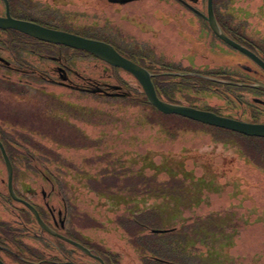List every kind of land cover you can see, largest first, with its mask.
I'll use <instances>...</instances> for the list:
<instances>
[{
    "label": "rangeland",
    "instance_id": "rangeland-1",
    "mask_svg": "<svg viewBox=\"0 0 264 264\" xmlns=\"http://www.w3.org/2000/svg\"><path fill=\"white\" fill-rule=\"evenodd\" d=\"M11 1L23 10L36 9L57 17L67 16L78 31L91 29L89 34L92 35H96L93 32L97 30L108 36L119 34V39L141 45L148 53L147 61L154 62V68L161 63H175L179 67L190 68L189 71L199 70L206 74L204 56L193 52L195 49L190 46L189 37L197 45L199 53H206L207 46L221 49L218 41L207 34L201 19L172 0H143L124 9L106 6L100 10L85 7L77 0ZM215 3L220 20L253 17L251 20L258 23L264 17V0H216ZM196 9L206 15L207 0H199ZM163 20L175 21L167 25ZM188 20H195V29H189ZM146 24L152 27L149 33L140 29L141 25ZM169 84H179L172 89L166 88V93H163L172 96L174 102L212 109L220 114L225 112L220 104H213L216 99H209L210 95L205 93L204 87H187L182 84H190V80L179 79H171ZM141 90H131L132 97L129 99H102L99 104L84 100L83 104L74 106L72 112L75 115L69 113L74 117L65 116L70 120L66 125L69 130L67 134L34 137L36 141L20 138V143L35 147L36 151L28 154L43 165L42 169L46 173L60 178L68 191L77 195L78 208L88 214L93 227L89 234L106 248L120 253L125 264H142L144 251L135 240L146 233L138 232L132 236L134 227L127 224L130 217L127 207L122 205L118 210L109 209L104 200L93 192L95 187L109 188L110 192L115 193H120L122 189V195L128 197L132 192L127 187L130 181L135 177L144 182L142 175L152 178V188L157 185L153 194H157L160 193L157 188L164 189L173 181L166 172L159 170L160 174L155 175L154 168L146 167V156H153L152 162L157 167H162L167 160L171 167H176L175 170L188 174V179L178 177L181 182L188 184L203 174V167H197L192 158H211L200 154V151H213L216 141L235 147V155L228 156L226 160L219 156L221 151L219 155L215 152L218 167L211 170L217 169L219 173L225 174L218 180L217 186L200 192L193 188L183 195L186 199L182 206L175 201L183 220L173 225L171 222L178 216L167 217L162 227L172 229L175 226L180 231L178 237L181 243L179 247L174 244L172 252L169 251L170 246L165 245L164 251L181 257L182 264H264V142L247 140L161 115L151 107L131 99L137 94L142 97ZM47 91V96L69 97L73 101L74 97H89L65 89L50 88ZM28 95L34 96V90ZM36 95L42 96L40 93ZM71 130L84 131L86 135H71ZM5 139L16 144L14 137ZM256 156L259 157L255 159ZM2 163L0 153V167H3ZM148 186L144 184L137 187L141 192V196H138L141 208L149 203L153 210L161 206L166 209L163 203L165 199H156V195L143 198ZM142 199H146V204ZM177 210L173 212L175 215L178 214ZM169 215L173 214L169 212Z\"/></svg>",
    "mask_w": 264,
    "mask_h": 264
},
{
    "label": "flooded vegetation",
    "instance_id": "flooded-vegetation-1",
    "mask_svg": "<svg viewBox=\"0 0 264 264\" xmlns=\"http://www.w3.org/2000/svg\"><path fill=\"white\" fill-rule=\"evenodd\" d=\"M77 1L85 7L100 10L106 6L124 9L143 0ZM172 1L200 18L207 34L221 45V49L216 50L207 46L206 53H199L197 45L189 37L190 46L195 49L193 52L204 56L206 74L199 70L189 71L190 68H182L175 63L157 64L156 70L154 62L147 61L148 53L141 45L129 44L124 38L119 39V34L108 36L97 30L93 32L96 35H92L89 34L91 29L78 31L67 16L57 17L36 9L23 10L8 0L10 15L15 19L111 45L121 56L152 74L155 89L159 88L163 99L166 88L179 85L169 84V80H190V84L182 85L204 87L205 93L210 95L209 99H216L213 104H220L225 112L220 114L219 111L196 105L187 106L235 120L264 124V17L258 23L251 20L253 17L220 20L215 9L216 0H213L215 21L220 31L250 52L251 57L215 34L209 21L205 20L207 14L196 9L199 0ZM1 3L0 16L3 17L6 7L2 0ZM174 21L163 20V23L168 25ZM187 24L189 29H195V20H188ZM140 29L149 33L152 27L146 24ZM16 36L15 49H0V141L9 159L11 157L12 188L18 198L16 200L10 195L8 169L3 160V167H0V260L4 264H125L120 253L92 238L89 233L93 227L88 214L78 208L77 195L69 192L60 178L46 173L43 165L28 154L36 148L21 144L20 138L36 141L34 137L65 135L70 121L65 116L73 114L74 106L83 104L84 100L99 104L102 99H129L132 97L131 90L142 87L130 73L88 52L45 43L20 32ZM50 88L89 97H74L75 101L69 97L55 98L46 95ZM31 90H34V96L28 95ZM71 135L85 136L86 133L71 130ZM6 137H14L17 145L11 144ZM1 138L9 143V152ZM29 206L38 213L46 228L39 223ZM141 263L182 264L181 257L176 255L144 256Z\"/></svg>",
    "mask_w": 264,
    "mask_h": 264
},
{
    "label": "trees",
    "instance_id": "trees-1",
    "mask_svg": "<svg viewBox=\"0 0 264 264\" xmlns=\"http://www.w3.org/2000/svg\"><path fill=\"white\" fill-rule=\"evenodd\" d=\"M11 1V0H10ZM3 35L2 38H0V49H4V50H13L16 48V43L18 41L17 38V32L12 31V30H8V31H2L0 30V36ZM3 39V40H1ZM22 41V40H19ZM156 86V85H155ZM159 88L156 87L158 96L162 99L165 100L167 102L170 103H174V104H180L177 102L173 101V97L168 95V94H164V99L161 96V92L158 90ZM199 89V88H197ZM196 89V90H197ZM141 96L139 97L138 94L135 96V98H131L134 102H140L143 103L149 107H151L152 109H154L156 112H158L159 114L162 115L161 112H159L157 109H155L149 102L147 97L145 96L144 92H141ZM166 93V92H165ZM136 99V100H135ZM197 108V107H196ZM172 118H176V119H182L185 121H189L198 125H201L207 129H212L215 130L217 132H225V133H230L236 136H240L244 139L247 140H252V141H258V142H264V139H259V138H250V137H246L244 135L235 133V132H231L228 130H224V129H220V128H215V127H211V126H207L204 124H200L191 120H188L186 118L180 117V116H176V115H167ZM167 116H165L166 118H168ZM4 141V144L7 148V151L9 152V143L1 138ZM217 143L214 144L213 147V151L212 149L209 151L204 150L203 152L200 151V154H203L205 156H211L210 160H203L201 159L200 156L198 157H193L192 159L195 162V165L197 167H203V174L201 175L200 178L194 179L195 182L190 181V183L188 182V184L181 182V180L178 178L179 176H182L185 179H188V174L186 173H182L180 171L175 170L176 167L175 166H170V163L165 160L162 164V167H157L153 162H152V157L153 156H146L145 157V165L146 167L149 166L151 169L154 168L155 171V175L160 174V171H164L166 172V174H168L173 183L168 184L167 187H164V189H159L157 188L160 193L157 194H153L154 192H156V187L157 185L155 184L152 188V185L154 184L152 178H148L145 176H142V180H144V182L139 181V179L133 177V181H130V184L127 186L130 188V190L132 192H134L132 194V192H130L131 194L128 195V197H125L122 195V189H120V193L117 192H110L109 188L108 189H102L100 186L99 187H95V190L93 191L95 193L96 196H98L99 198H101V200H104V203L106 204V206L109 209H114V210H118L121 208L122 205L127 207L128 212L130 213V217L127 220V224L129 226L134 227V231H132V236H135L136 234H138V232H142V233H146L143 236H138L136 238V242H138V247L142 248V250L144 251L142 255L144 256H160L162 257V255H172V253H166L165 250V245L166 246H170L169 247V251L172 252V246H174V244H176V246L179 247L180 245V241L181 239L178 237L180 235V231L177 230V228H175V224L181 223L183 220V216H182V212L179 213V211L177 210L179 207L177 205L176 202H178L179 204H181V206L183 205L184 200L186 199V197H184L183 195H185L187 192H191L193 190V188L196 189V192H200V190L202 189H207L210 190L212 187H215L218 185V180H220L221 178H223L225 176L224 173H219L218 170L216 169V171H212L213 168H217V164L215 163V158L217 157V155L215 154V152H217V154L219 155V151H221V156L224 160L227 159L228 156L232 157V155H235V151L237 150L235 147L232 146H227L226 144L216 141ZM264 148V147H263ZM261 149V148H260ZM264 151V149H263ZM213 152L214 154L211 155L210 153ZM15 153V152H14ZM10 154V153H9ZM152 155V154H150ZM11 156V154L9 155ZM187 156V155H186ZM256 156L255 159H257ZM263 157V156H262ZM167 158V157H166ZM11 159V157H10ZM262 159V158H261ZM187 160V159H186ZM262 162H264V158L262 160ZM233 164V162L231 163V165ZM212 169V170H211ZM224 175V176H223ZM155 179V178H154ZM136 180V181H135ZM139 181V182H138ZM149 185L147 188L148 192L146 194H144L143 198H146V196H152V195H156V199H165L166 201H164V206L166 209H163V207L161 206L160 208L158 207L156 210H153V208L151 207V205L149 203H147V205H144V208H141V205L139 203V197L141 196V192H139V189L137 188L140 185ZM115 185H117L115 183ZM189 187H191L192 189H189ZM152 188V189H150ZM151 190V191H150ZM155 190V191H154ZM157 190V191H158ZM145 201L146 204V199H142ZM132 203V204H131ZM140 204V205H139ZM168 204V205H167ZM154 205H156V203L154 202ZM186 209V206H184ZM156 208V207H155ZM174 210L178 211V214L175 215ZM169 212H171L173 215H169ZM173 216H178L175 218V220L173 222H171V226H173L174 228L172 229H166V227H162V225L165 223L164 221L166 220L165 218H172ZM167 232L164 233H153L152 231L154 230H164ZM178 237V238H177ZM147 253V254H146ZM179 255V253H178Z\"/></svg>",
    "mask_w": 264,
    "mask_h": 264
},
{
    "label": "water",
    "instance_id": "water-1",
    "mask_svg": "<svg viewBox=\"0 0 264 264\" xmlns=\"http://www.w3.org/2000/svg\"><path fill=\"white\" fill-rule=\"evenodd\" d=\"M2 1L5 4L6 12L5 16H0V30H14L45 43L63 45L72 49L85 51L113 67H118L125 70L126 72L133 75L139 82L148 99V102L164 115H176L200 124L235 132L246 137L264 139V124L248 123L241 120L223 117L210 111L166 102L158 96L155 86L152 82V74L145 68L121 56L111 45L102 41L87 39L68 32L48 29L32 22L15 19L10 15L8 0ZM205 20L209 21L215 34L220 37V39L228 42L233 47L253 57L250 52L229 40L220 31L215 21L216 17L214 13L213 0H208L207 2V16L205 17ZM0 152L8 169L10 195L14 199L18 200L12 188V165L1 141ZM30 209L34 212V214H36L39 223L44 228H46L42 220L39 218L38 213L32 207H30ZM152 232L164 233L167 231L154 230ZM0 264L4 263L0 260Z\"/></svg>",
    "mask_w": 264,
    "mask_h": 264
}]
</instances>
